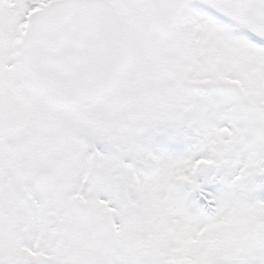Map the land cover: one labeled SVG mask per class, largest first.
Instances as JSON below:
<instances>
[{
    "label": "snow or ice",
    "instance_id": "1",
    "mask_svg": "<svg viewBox=\"0 0 264 264\" xmlns=\"http://www.w3.org/2000/svg\"><path fill=\"white\" fill-rule=\"evenodd\" d=\"M0 264H264V0H0Z\"/></svg>",
    "mask_w": 264,
    "mask_h": 264
}]
</instances>
